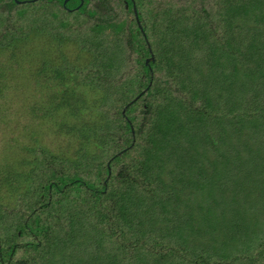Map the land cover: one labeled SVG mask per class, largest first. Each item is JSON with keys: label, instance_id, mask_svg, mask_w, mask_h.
Masks as SVG:
<instances>
[{"label": "trees", "instance_id": "1", "mask_svg": "<svg viewBox=\"0 0 264 264\" xmlns=\"http://www.w3.org/2000/svg\"><path fill=\"white\" fill-rule=\"evenodd\" d=\"M80 1L0 0V53L55 43L17 81L76 144L3 159L0 264H264V0Z\"/></svg>", "mask_w": 264, "mask_h": 264}, {"label": "rangeland", "instance_id": "2", "mask_svg": "<svg viewBox=\"0 0 264 264\" xmlns=\"http://www.w3.org/2000/svg\"><path fill=\"white\" fill-rule=\"evenodd\" d=\"M155 3L159 0H153ZM172 4L178 3L176 0H168ZM195 2L197 6H201L202 4L206 5L207 12L214 13L215 5L213 0H192ZM82 1H80L79 5L75 6V9L79 8L82 5ZM120 3L118 0H114V5H118ZM91 5H87L86 8L89 9ZM85 9V7H84ZM86 9V10H87ZM89 16V22H92L94 18L90 19L92 16ZM120 18L125 16L126 19H123L126 25V31L134 30V19L133 14L122 13L119 11ZM127 15V16H126ZM14 16V14H13ZM82 16H86L85 13ZM81 16V17H82ZM80 17V18H81ZM78 18V19H80ZM85 19V17H82ZM118 21L121 19H113V21ZM214 25V22L211 23ZM47 35V34H46ZM65 47V51L67 53L68 61L74 64H80L86 62L87 56L84 53H79L77 47L71 43H65L62 45ZM15 55L12 56L11 50H4L0 53V67L6 68V73L8 77L10 75H14V82H12V87L8 91V96L5 98V101H11L7 104V102H2V104L7 107H3V110H0V165L4 164L5 161H13L16 168H20L19 170L25 169L24 165H20V156L31 155L30 152L24 147L33 144V139L35 137L40 138V142L45 145L48 149L51 150H64L68 151L67 155L74 154V149L76 147L75 142L73 141V137H67L61 133L58 129L57 125L59 123L60 116L54 113L51 114H43L47 112V109L51 108L47 107H35V111L37 112V116L32 114V107L38 105L36 100H42L45 97L44 93L39 92L36 88L34 91L32 88L34 87V83L30 82V86L24 90L22 89V84L17 79L21 76L23 71H26L33 62L40 60L42 53L49 52L50 55L56 57V48L55 43L52 42L48 37L44 35H36L31 37L26 42H23L18 45L15 49ZM81 54V55H79ZM130 55L131 62L135 53L128 54ZM132 70V68H128V70L122 72H128ZM12 72V73H10ZM30 80H33V73H31V67L28 70ZM54 85H50L49 89H55ZM82 88H87L86 86H80L78 90ZM143 91V90H142ZM179 94L178 92L176 93ZM89 99L94 97V92L92 90L87 91L85 94ZM72 101L68 103L60 104L58 102L54 103L48 101L47 106L55 105V109L61 110L64 105L70 104ZM47 102H44L43 105L46 106ZM62 103V102H61ZM65 113V112H64ZM67 117V116H66ZM69 120H72L69 117ZM33 131V133H32ZM36 132V134L34 133ZM37 135V136H36ZM14 145L13 147H9ZM70 146V149H66ZM9 147V148H8ZM4 159V160H3ZM3 168V167H2ZM6 194H9L6 189ZM2 201H7V199H3Z\"/></svg>", "mask_w": 264, "mask_h": 264}, {"label": "water", "instance_id": "3", "mask_svg": "<svg viewBox=\"0 0 264 264\" xmlns=\"http://www.w3.org/2000/svg\"><path fill=\"white\" fill-rule=\"evenodd\" d=\"M67 0H64V3L66 2ZM82 1V0H81ZM126 7H127V5H126ZM133 8H134V12H135V17H136V19H138L137 17H138V15H137V13H136V7H135V5L133 4ZM148 43V42H147ZM148 46H149V43H148ZM149 50H150V53H151V55H150V57H148L147 59H146V63H148L149 61H153L154 60V55L152 54V49H151V47L149 46ZM151 84V82L149 83V85ZM146 89H147V87L140 93V94H142V93H144L145 91H146ZM124 111V110H123Z\"/></svg>", "mask_w": 264, "mask_h": 264}, {"label": "flooded vegetation", "instance_id": "4", "mask_svg": "<svg viewBox=\"0 0 264 264\" xmlns=\"http://www.w3.org/2000/svg\"><path fill=\"white\" fill-rule=\"evenodd\" d=\"M132 9H133V13H134L133 6H132ZM134 21H135V24L138 26V31H140L143 35L144 31H143V26L141 24V21L139 19H135V18H134Z\"/></svg>", "mask_w": 264, "mask_h": 264}, {"label": "clouds", "instance_id": "5", "mask_svg": "<svg viewBox=\"0 0 264 264\" xmlns=\"http://www.w3.org/2000/svg\"><path fill=\"white\" fill-rule=\"evenodd\" d=\"M134 4V3H133ZM125 5H127V7L126 8H128V4L127 3H125ZM135 5V4H134ZM133 6V5H132ZM136 7V6H135ZM136 13H137V8H136ZM137 15H138V13H137ZM134 18L136 19V17H135V12H134ZM138 19H139V16L137 17ZM140 20V19H139Z\"/></svg>", "mask_w": 264, "mask_h": 264}]
</instances>
